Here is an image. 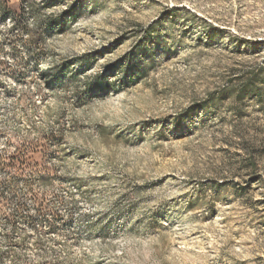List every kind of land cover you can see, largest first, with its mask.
<instances>
[{
  "label": "rangeland",
  "instance_id": "rangeland-1",
  "mask_svg": "<svg viewBox=\"0 0 264 264\" xmlns=\"http://www.w3.org/2000/svg\"><path fill=\"white\" fill-rule=\"evenodd\" d=\"M0 264H264V0H0Z\"/></svg>",
  "mask_w": 264,
  "mask_h": 264
},
{
  "label": "trees",
  "instance_id": "trees-1",
  "mask_svg": "<svg viewBox=\"0 0 264 264\" xmlns=\"http://www.w3.org/2000/svg\"><path fill=\"white\" fill-rule=\"evenodd\" d=\"M3 165V163L0 161V166H2Z\"/></svg>",
  "mask_w": 264,
  "mask_h": 264
}]
</instances>
